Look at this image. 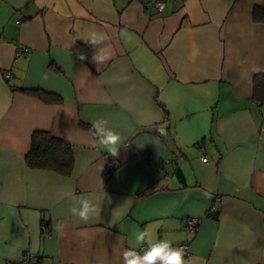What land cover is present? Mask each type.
Wrapping results in <instances>:
<instances>
[{"label": "crops", "instance_id": "1", "mask_svg": "<svg viewBox=\"0 0 264 264\" xmlns=\"http://www.w3.org/2000/svg\"><path fill=\"white\" fill-rule=\"evenodd\" d=\"M148 5L0 0V264H124L145 229L187 244L190 264H264V0ZM92 29L108 39L87 44ZM101 121L121 135L115 156L96 143ZM35 132L72 146L71 176L26 166ZM106 164L119 167L104 183ZM82 198L101 208L87 222L71 212Z\"/></svg>", "mask_w": 264, "mask_h": 264}, {"label": "clouds", "instance_id": "2", "mask_svg": "<svg viewBox=\"0 0 264 264\" xmlns=\"http://www.w3.org/2000/svg\"><path fill=\"white\" fill-rule=\"evenodd\" d=\"M161 10H163V5H161ZM81 39L95 47L103 44L108 37L103 32L92 29ZM86 58L85 54H78V59L85 60ZM109 58L108 54H104L103 48H99V51L95 52L92 56V60L98 65L103 64ZM106 123V121L93 123V128L95 129L94 136L98 137L96 143L100 148L107 149L115 156L118 153L122 138L118 132L107 128L105 126ZM79 204L80 207L73 206L71 212L84 222L89 220L90 215L95 214L98 216L101 211L98 204H94L88 199H80ZM134 238L137 247L145 244L147 247L143 249L142 255L134 249L124 251V264H190V261L184 258L185 249L183 247H173L171 240H155L147 229L136 231Z\"/></svg>", "mask_w": 264, "mask_h": 264}, {"label": "trees", "instance_id": "3", "mask_svg": "<svg viewBox=\"0 0 264 264\" xmlns=\"http://www.w3.org/2000/svg\"><path fill=\"white\" fill-rule=\"evenodd\" d=\"M49 67L54 70L57 69L54 64H50ZM6 82L8 84L9 80H6ZM18 90L38 97L45 103H54L59 101L58 97L45 94L39 90ZM253 98L264 99V73L258 74L253 78ZM25 163L30 169L51 171L60 176L69 177L71 176L74 168L72 146L58 138L53 137L47 132H35L31 138L30 150L25 156ZM175 174L179 180L183 182V177L179 170H175ZM207 217L215 218V216L208 214ZM45 224L49 234V225L47 223Z\"/></svg>", "mask_w": 264, "mask_h": 264}, {"label": "built area", "instance_id": "4", "mask_svg": "<svg viewBox=\"0 0 264 264\" xmlns=\"http://www.w3.org/2000/svg\"><path fill=\"white\" fill-rule=\"evenodd\" d=\"M171 1H174V0H171ZM166 2H167V0H149V5H148L147 9L150 8L152 11H155L157 13H163V11L165 9ZM161 5H163V10H161ZM17 23H19V22H17ZM26 52H27L26 49H23V50L17 52L15 55L16 60H19L23 56V53H26ZM201 161L204 163L208 162L207 156L205 154H202ZM118 167L119 166L115 165V164H106L103 171H102V175H101L102 181L104 183H107L110 176L114 173V171ZM199 224H200V219H187L186 221H184L182 223V228H183V230H185L187 232H194L198 228ZM40 230L43 233L48 234V229H47L44 222H41ZM173 247H183L185 249V257L184 258L186 260V258L188 256V245L183 243V244L175 245ZM142 251H143V249H142ZM24 262H25V264H35V260L29 254H26L24 256Z\"/></svg>", "mask_w": 264, "mask_h": 264}, {"label": "water", "instance_id": "5", "mask_svg": "<svg viewBox=\"0 0 264 264\" xmlns=\"http://www.w3.org/2000/svg\"><path fill=\"white\" fill-rule=\"evenodd\" d=\"M157 132H158L159 134H162V135H164V134H165V131H164V130H162V129H159Z\"/></svg>", "mask_w": 264, "mask_h": 264}]
</instances>
